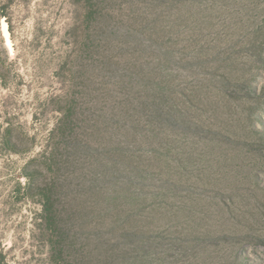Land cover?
Returning a JSON list of instances; mask_svg holds the SVG:
<instances>
[{"label":"rangeland","instance_id":"rangeland-1","mask_svg":"<svg viewBox=\"0 0 264 264\" xmlns=\"http://www.w3.org/2000/svg\"><path fill=\"white\" fill-rule=\"evenodd\" d=\"M2 9L0 259L48 264L42 203L26 192L24 169L49 150L75 9L70 0H0ZM146 12L153 28L142 27V44L135 33L109 37L104 83L98 70L87 75L90 105L122 121L116 182L128 184L150 229L144 262L264 264V0H160ZM138 25L115 23L126 33ZM130 85L136 127L124 116ZM7 127L19 152L3 143ZM86 183L81 196L93 202Z\"/></svg>","mask_w":264,"mask_h":264},{"label":"trees","instance_id":"trees-1","mask_svg":"<svg viewBox=\"0 0 264 264\" xmlns=\"http://www.w3.org/2000/svg\"><path fill=\"white\" fill-rule=\"evenodd\" d=\"M70 3L75 13L67 35L72 38L73 50L60 68L64 83L69 85L63 95L52 99L59 115L49 133V150L42 159L32 161L35 165L24 169L28 180L25 190L38 196L42 203L41 222L50 252L48 264H146L142 254L148 248L150 229L135 216L141 204L131 200L128 184L116 182L120 179L119 165L124 168L126 165L120 146L127 144V139H122L123 132L114 128L121 119L117 121L111 116L112 111L107 113L98 105H90L94 89L89 88L87 75L98 70L97 75L104 83L108 74L103 72L109 59L102 58L105 50L102 41L109 37L120 32L123 39L129 40L135 33L142 44L143 29L153 28L149 11L155 4L160 5V0H70ZM123 6L128 8L126 14L119 12L124 11ZM152 13L155 17V12ZM6 15L4 9L0 10V17ZM120 19L139 25L127 33L124 29L119 31L115 23H120ZM130 87L134 92L127 97L129 105L124 116L136 127L132 119V109L137 108L135 88ZM3 143L14 152L20 151L10 127ZM86 153L89 158H85ZM82 179L84 183L79 187L76 182ZM90 179L93 202L81 196L88 189L86 182H92ZM111 180L114 182L109 188ZM0 264L6 263L0 259Z\"/></svg>","mask_w":264,"mask_h":264},{"label":"bare ground","instance_id":"bare-ground-1","mask_svg":"<svg viewBox=\"0 0 264 264\" xmlns=\"http://www.w3.org/2000/svg\"><path fill=\"white\" fill-rule=\"evenodd\" d=\"M3 33H4L5 38H7V45H8V47H10V46H9V41H8V38H9V31H8V29H7V26H4V28H3Z\"/></svg>","mask_w":264,"mask_h":264}]
</instances>
